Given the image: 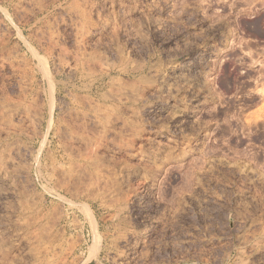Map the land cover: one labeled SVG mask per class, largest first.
Returning <instances> with one entry per match:
<instances>
[{
    "label": "rangeland",
    "instance_id": "obj_1",
    "mask_svg": "<svg viewBox=\"0 0 264 264\" xmlns=\"http://www.w3.org/2000/svg\"><path fill=\"white\" fill-rule=\"evenodd\" d=\"M26 1L0 0V264L37 220L49 264H264V0ZM154 66L190 76L181 119Z\"/></svg>",
    "mask_w": 264,
    "mask_h": 264
},
{
    "label": "bare ground",
    "instance_id": "obj_2",
    "mask_svg": "<svg viewBox=\"0 0 264 264\" xmlns=\"http://www.w3.org/2000/svg\"><path fill=\"white\" fill-rule=\"evenodd\" d=\"M24 1H26V0H24ZM22 2V1H21ZM26 3H27V1H26ZM22 4V3H21ZM21 6H23V4L21 5ZM81 10V9H80ZM77 12V11H76ZM80 12V11H79ZM81 14H84L83 13V11L81 12ZM73 15V14H72ZM75 16V15H74ZM73 16V17H74ZM76 17H78L77 15H76ZM72 18V17H71ZM90 19V18H89ZM75 21H76V19H75ZM102 23V22H101ZM76 24V23H75ZM74 24V25H75ZM72 25V24H71ZM74 25H73V27H74ZM77 25V24H76ZM75 25V26H76ZM102 26V25H101ZM78 27V26H77ZM92 27V26H91ZM80 29V28H79ZM93 29V28H92ZM102 29H104V28H102ZM74 30H77V29H74ZM73 30V31H74ZM81 30V29H80ZM79 30V31H80ZM86 30H87V28H86ZM90 30V27H89V29L87 30V32ZM78 31V30H77ZM82 31V30H81ZM92 31V30H91ZM88 32V33H92V32ZM95 31H96V29H95ZM97 31H98V29H97ZM100 31V30H99ZM86 32V33H87ZM81 33V32H80ZM95 33V32H94ZM97 33V32H96ZM99 33V32H98ZM77 34H78V32H77ZM76 34V35H77ZM83 34H85V32H83L82 34H80L79 36H82ZM91 36V35H90ZM90 36L89 37H87V38H90ZM75 37H77V36H75ZM93 37V36H92ZM95 37V36H94ZM135 37V36H134ZM79 38V37H78ZM96 38V37H95ZM2 39V38H1ZM0 39V40H1ZM44 39V38H43ZM48 39H50V38H48ZM47 39V40H48ZM81 39H83L84 40V38H81ZM91 39V38H90ZM79 40V39H78ZM76 38H75V41L77 42L78 41ZM88 40V39H87ZM44 41V40H43ZM49 41H52L51 39L49 40ZM79 43H80V41H78ZM86 42V40L84 41V43ZM52 43V42H51ZM79 43H76L77 45L79 44ZM47 44H49V43H47ZM81 44V43H80ZM115 44H118V43H115ZM46 45V44H45ZM76 45V46H77ZM113 45H114V42H113ZM78 46H80V45H78ZM102 46V45H101ZM106 46V45H105ZM81 47H82V45H81ZM106 47H108V46H106ZM114 47H116V46H114ZM119 47V46H118ZM80 48V47H79ZM101 48V47H100ZM103 48V47H102ZM101 48V49H102ZM117 49V48H116ZM76 50H78V48H76ZM75 50V51H76ZM103 50V49H102ZM105 50V49H104ZM119 50H121V49H119ZM105 53V52H104ZM99 54V53H98ZM97 54V55H98ZM83 55H84V53H83ZM88 54H86V57H88L87 56ZM111 55V54H110ZM81 56V55H80ZM84 57H85V55H84ZM114 57H116V56H114ZM122 57V56H121ZM53 58H54V56H53ZM94 58V57H93ZM55 59V58H54ZM72 59H73V57H72ZM95 59V58H94ZM104 59V58H103ZM109 59V58H108ZM112 59H114L113 57H112ZM116 59V58H115ZM14 60V59H13ZM56 60V59H55ZM74 60V59H73ZM88 60H89V58H88ZM88 60H84V62L86 61H88ZM98 59H96V61H97ZM101 60V59H100ZM99 60V61H100ZM94 61V60H93ZM95 61V62H96ZM99 61H97V62H99ZM110 61V60H109ZM117 61V60H116ZM115 61V62H116ZM57 62V61H56ZM167 62V61H166ZM165 62V63H166ZM19 63V62H18ZM60 63V62H59ZM87 63H89V64H91L90 63V61L89 62H87ZM109 63V62H108ZM161 63V62H160ZM164 63V62H163ZM170 64V62H167V64ZM79 64H81V63H79ZM114 64V63H113ZM166 64V65H167ZM92 65V64H91ZM90 65V66H91ZM95 65V66H94ZM155 65H156V63H155ZM161 66H163L162 65V63L160 64ZM84 66H86V65H84ZM83 66V67H84ZM105 64L104 63H102V64H99V63H97V64H93V67H95L96 68V70H97V72H99V73H101V72H104L106 69H105ZM112 66V65H111ZM170 66H171V64H170ZM175 66V65H174ZM55 67V66H54ZM156 66H154V67H152V69H154ZM166 68L168 67V66H165ZM177 67V66H176ZM87 68H88V66H87ZM110 68V67H109ZM122 68V67H121ZM163 68V67H162ZM161 67L160 68H155V71L154 72H152V73H154V75H155V78H156V84L157 85H154V86H151L152 88H154L155 90H156V92H157V94L159 93L160 95H163V96H166L167 98H168V100L171 102H169L171 105H170V107H171V109H170V113H169V117H170V119L171 120H176V119H181L182 118V116H183V114H184V112H185V109H186V103L188 104V102L186 101H184L181 97V99H174V95H176V89L179 87V85H178V87L176 86V84L178 83V84H182V85H191V81L189 80V79H187V78H190V76L189 77H187L186 76V74H182L181 72H179V73H177L176 74V76H174V78L173 77H171V74H169L170 75V77H169V75H168V73H166V71H165V69H162ZM42 69V68H41ZM89 69H90V67H89ZM151 69V70H152ZM171 69V68H170ZM71 69H69V71H70ZM87 70V69H86ZM180 70H181V68H180ZM184 70V69H183ZM183 70H182V72H183ZM45 71V70H44ZM74 71V70H73ZM73 71L71 70V72L73 73ZM107 71V70H106ZM109 71V70H108ZM186 71V70H185ZM184 71V72H185ZM52 72V71H51ZM87 72V71H86ZM90 72H92V71H90ZM89 72V73H90ZM168 72V71H167ZM173 72V71H172ZM171 72V73H172ZM188 72V71H187ZM55 73V72H54ZM70 73V72H69ZM96 73V72H95ZM150 73V72H149ZM47 74V73H46ZM73 75V74H72ZM118 75V74H117ZM154 75H153V77H154ZM174 75V74H173ZM49 76V75H48ZM90 76H92V75H90ZM94 76V75H93ZM104 76V75H103ZM144 76V75H143ZM44 77V76H43ZM50 77V76H49ZM119 78V77H118ZM47 79V78H46ZM122 79V78H121ZM125 79V78H124ZM147 79V78H146ZM145 79V80H146ZM193 79V78H192ZM116 80V79H115ZM119 81H120V79H118ZM145 80H144V82H145ZM45 81H47V80H45ZM123 81V80H122ZM142 81H143V79H142ZM147 81H149V80H147ZM146 81V82H147ZM53 82V81H52ZM51 82V83H52ZM114 82H116V81H114ZM118 82V81H117ZM123 82H127V81H123ZM122 82V84L124 85V83ZM158 82V83H157ZM46 83H48V82H46ZM121 83V82H120ZM130 83V82H129ZM150 83H152V82H150ZM114 84V83H113ZM118 84V83H117ZM116 84V85H117ZM127 83H125V85H126ZM131 84V83H130ZM145 84V83H144ZM147 84V83H146ZM128 85V84H127ZM135 85V84H134ZM134 85H132L135 89H131L132 87L131 86H124V89H125V87H131V88H128L129 90H136V88H137V86H138V84H136L137 86L135 87ZM141 85V84H140ZM181 85V86H182ZM51 86V85H50ZM119 86L121 87L122 85H120L119 84ZM150 86H148V85H141V86H138V88H137V90L139 91L138 93H137V91H136V95L137 96H139L138 97V99H140V97H142V96H146L144 93L145 92H147V91H149V90H152V88L150 87ZM177 87V88H176ZM187 87V86H186ZM52 88H53V86H52ZM180 88V87H179ZM178 88V89H179ZM188 88V87H187ZM50 89V88H49ZM119 90H120V88H118ZM118 89H116L115 88V92H116V90H118ZM123 89V88H122ZM120 90V92H121V94L119 95V94H117V95H119V96H117V100H119V101H121V102H123V100H127V99H129L128 98V91L129 90H127V88L125 89L126 91H125V93H123L124 92V89L123 90ZM153 89V90H154ZM193 89H194V87H193ZM52 91H53V89H51ZM114 90V89H113ZM119 90L117 91V93L119 92ZM152 90V91H153ZM23 91V90H22ZM182 91V90H181ZM54 92V91H53ZM119 92V93H120ZM133 92V91H132ZM132 92H130L129 91V93H132ZM155 92V91H154ZM127 93V94H126ZM181 93V92H180ZM48 94V93H47ZM153 94V93H152ZM156 94V93H155ZM155 95V96H158V95ZM48 95H50V94H48ZM114 95V94H113ZM112 95V96H113ZM160 95H159V97H160ZM180 96V95H179ZM130 97H133V96H131V94H130ZM135 97V96H134ZM115 98V97H114ZM112 99H113V97H112ZM136 99V98H135ZM117 100H115L116 102H117ZM80 101H82V100H80ZM113 101V100H112ZM120 102V103H121ZM134 102V101H133ZM139 102V101H138ZM88 103V102H87ZM125 103V102H124ZM129 103V102H128ZM90 105V102L88 103V106ZM120 105V104H119ZM91 106V105H90ZM120 106H122V105H120ZM127 106V105H126ZM2 107H3V105H2ZM26 107V106H25ZM86 107V106H85ZM117 107V106H116ZM130 107V106H129ZM168 107V106H167ZM169 107V108H170ZM28 108H30L29 106H28ZM34 108V107H33ZM33 108H30V109H33ZM89 109L91 108V107H88ZM94 108H96L97 109V111L99 112V109L97 108V107H94ZM119 108H121V107H119ZM118 108V109H119ZM127 108V107H126ZM2 109V110H1ZM4 109H5V107H4ZM3 108H1L0 107V112L1 111H3L4 110ZM35 109V108H34ZM117 109V110H118ZM123 109H125L124 107H123ZM129 110H131V109H129ZM10 111V110H9ZM12 111V110H11ZM19 111H22V110H19ZM29 111V110H28ZM96 111V110H95ZM94 111V112H95ZM96 111V112H97ZM120 111V110H119ZM133 111V110H132ZM8 112V111H7ZM7 112H5L7 115H8V113ZM15 112V111H14ZM97 112V113H98ZM101 112V111H100ZM124 112V111H123ZM3 114V117H4V115L6 116V114ZM10 113V112H9ZM18 113V112H17ZM16 113V114H17ZM31 113V112H30ZM93 113V112H92ZM2 114V113H1ZM13 114H15V113H13ZM15 114V115H16ZM20 114V113H19ZM18 114V115H19ZM26 114V113H25ZM25 114H24V116H25ZM68 114V113H67ZM66 114V115H67ZM89 113H87V114H85V115H88ZM134 114V113H133ZM133 114H131L132 116H134ZM168 114V113H167ZM188 114V113H187ZM10 115L11 116H13L11 113H10ZM9 115V116H10ZM21 115V114H20ZM19 115V116H20ZM22 115H23V113H22ZM64 115H65V113H64ZM165 115V114H164ZM17 116V115H16ZM26 116H27V114H26ZM68 116V115H67ZM82 116V115H81ZM89 116V120L90 121H99V120H97L96 119V117H97V115L96 116H94V115H88ZM99 116H100V114H99ZM167 116V115H166ZM3 117L1 118V116H0V119H3ZM7 117V116H6ZM21 118V117H20ZM27 118V117H26ZM99 118V117H98ZM10 119V118H9ZM8 119V120H9ZM11 119H12V117H11ZM25 119V118H24ZM27 119H30V116L27 118ZM69 119H70V117H69ZM96 119V120H95ZM4 120V119H3ZM7 120V119H6ZM33 120V119H32ZM85 120V119H84ZM121 120V119H120ZM124 120V119H123ZM122 120V121H123ZM81 121V120H80ZM6 122V121H5ZM23 122V121H22ZM24 122H26V120L24 121ZM28 122V121H27ZM26 122V123H27ZM33 122V121H32ZM83 122V121H82ZM100 122V121H99ZM9 123V122H8ZM25 123V124H26ZM29 123V122H28ZM11 123H9L8 125H10ZM95 124V123H94ZM97 124V123H96ZM95 124V125H96ZM116 124H118V123H116ZM125 124V123H124ZM12 125V124H11ZM7 125L5 124V127H6ZM17 126V125H16ZM26 126H27V124H26ZM28 126H30V125H28ZM120 126V125H119ZM3 127V126H2ZM8 127V126H7ZM31 127V126H30ZM98 127V126H97ZM9 128V127H8ZM18 128H20L19 126H18ZM17 128V129H18ZM22 128V127H21ZM29 128V127H28ZM113 128V127H112ZM10 129H13V131H16L15 130V128H10ZM6 130H8L7 128H6ZM29 131V129H26V131ZM12 131V130H11ZM12 131V132H13ZM18 131H20V130H18ZM18 131H16V132H18ZM109 131V130H108ZM32 132L30 131V133L29 134H31ZM27 135H28V133H26ZM33 135V134H32ZM31 135V136H32ZM29 136V135H28ZM76 140L77 139H75V141H73L72 140V142H75V143H77V142H79V140L76 142ZM81 141V140H80ZM74 143V144H75ZM73 144V143H72ZM80 144V143H79ZM78 144V145H79ZM84 146V145H83ZM124 146V145H123ZM5 147V146H4ZM9 147H10V145H9ZM18 147V146H17ZM21 147L22 146H20V148L19 149H21ZM24 147V146H23ZM120 147H121V145H120ZM13 148H15V147H13ZM18 148H17V150H18ZM28 148V147H27ZM86 147H84V149H85ZM87 148H89L90 149V147H87ZM91 148H93L92 146H91ZM5 149V148H4ZM7 149H8V146H7ZM11 149V148H10ZM23 149H25V148H23ZM88 149V150H89ZM119 149H121V148H119ZM6 150V149H5ZM15 150H16V148H15ZM14 150V151H15ZM87 150V149H86ZM4 151V150H3ZM8 151V150H7ZM20 151V150H19ZM25 151V150H24ZM27 151V150H26ZM90 151V150H89ZM88 151V152H89ZM92 151V150H91ZM90 151V152H91ZM5 152V151H4ZM9 152V151H8ZM10 152L11 153H13V151H11L10 150ZM9 152V153H10ZM17 151H15L14 153H16ZM28 152V151H27ZM7 152H5V155H7L6 154ZM8 153V154H9ZM10 153V154H11ZM17 153H19L20 154V152H17ZM26 153V152H25ZM26 154H28V153H26ZM26 154H24V157H25V155ZM29 155V154H28ZM9 156V155H8ZM8 156H6L7 158H8ZM21 156H23L22 154H21ZM0 157H1V155H0ZM11 157V156H10ZM10 157H9V159H10ZM23 157V158H24ZM152 157V156H151ZM154 157V156H153ZM12 158H14V157H12ZM11 158V159H12ZM8 159V160H9ZM34 159V158H33ZM148 159V158H147ZM3 160V159H2ZM15 161H16V159H14ZM152 160H153V158H152ZM151 160V161H152ZM18 161V160H17ZM19 161H22V160H19ZM28 161V160H27ZM27 161H24V162H27ZM148 161V160H147ZM2 162V161H1ZM24 162H23V164H24ZM34 162V161H33ZM15 163L16 162H12V160H11V162L9 161V165H11V166H14L15 165ZM5 164V163H4ZM4 164H2V163H0V177L2 176V178H3V175H4V171H3V165ZM7 164V163H6ZM18 164V163H17ZM8 166V165H7ZM16 166V165H15ZM30 166V165H29ZM36 166V165H35ZM25 167H27V166H25ZM5 168H6V165H5ZM18 169H19V167H18ZM24 169V168H23ZM22 169V167H21V169H19V172H20V170H23ZM72 171V170H71ZM75 171V170H74ZM6 172H7V169H6ZM14 172H16V171H14ZM24 172V171H23ZM28 172V171H27ZM7 173H9L10 174V172H7ZM12 173H13V171L11 172V175H12ZM21 173V172H20ZM53 173V172H52ZM73 173V172H72ZM14 174V173H13ZM17 174V172L15 173V175ZM21 174H23V173H21ZM26 175V174H25ZM10 176V175H9ZM19 175H17V177H18ZM22 177H24L23 175H21ZM20 176V178L18 179L19 181H20V179L22 178ZM73 176V175H72ZM6 177V176H5ZM11 177V176H10ZM9 177V178H10ZM12 177H13V175H12ZM16 177V178H17ZM13 179V178H12ZM3 180V179H2ZM13 180H15V179H13ZM17 180V181H18ZM32 180V179H31ZM1 181V180H0ZM5 181H7V180H5ZM28 182V181H27ZM12 183H14V182H12ZM25 183V182H24ZM32 183V182H31ZM8 184H9V182H8ZM27 184V183H26ZM33 184V183H32ZM24 187V186H23ZM26 187V186H25ZM31 187V186H30ZM13 192H15V190L13 191ZM17 192V191H16ZM17 194V193H16ZM24 193H18V198H17V200L21 203V202H25L26 203V200H25V196L23 195ZM31 196V195H30ZM13 199H14V197H12ZM32 198V197H31ZM27 199V198H26ZM29 200V199H28ZM35 200V199H34ZM17 201V202H18ZM33 202V201H32ZM28 203H29V201H28ZM34 203V202H33ZM22 206V205H21ZM25 207V205L23 206V208ZM27 207V206H26ZM38 209V208H37ZM27 210V209H26ZM32 211V210H31ZM37 211V210H36ZM41 212V211H40ZM34 213H35V211H34ZM46 213V212H45ZM47 214V213H46ZM35 215V214H34ZM37 216V215H36ZM35 217V216H34ZM33 217V218H34ZM39 217H41L40 215H39ZM38 217V218H39ZM37 217H35L34 218V220L36 219ZM37 218V219H38ZM32 222V221H31ZM30 232H28L29 234V247H28V252H29V255H30V263L29 264H49V261H50V256H55V252L53 251V247H54V245H55V239H56V237H55V234H53V233H51V232H47V231H45V230H47V229H44V227H43V225L41 224V222L39 221V220H37L36 222L34 221V223L31 225V227H30ZM28 230V231H29ZM51 230V229H50ZM55 231V230H54ZM27 235V236H28ZM27 238V237H26ZM59 243V242H58ZM122 243H123V241H122ZM126 243L127 242H125V244L123 245V246H125L126 247ZM121 244V243H120ZM98 246V245H97ZM123 246H120V247H123ZM68 248H71V247H68ZM55 249V248H54ZM69 253V252H68ZM118 253H120L119 252V250H118ZM63 255H64V253H63ZM61 256V255H60ZM66 256V255H65ZM121 256V255H120ZM64 257V256H63ZM116 257H118V255H116ZM115 257V258H116ZM118 258H120V257H118ZM113 259V258H112ZM114 260V259H113ZM114 262V261H113ZM115 263V262H114Z\"/></svg>",
    "mask_w": 264,
    "mask_h": 264
}]
</instances>
